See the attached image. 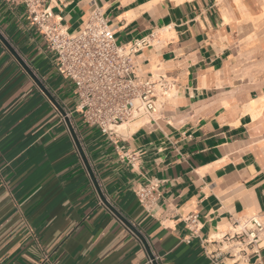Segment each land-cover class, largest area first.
Here are the masks:
<instances>
[{
	"label": "crops",
	"instance_id": "crops-1",
	"mask_svg": "<svg viewBox=\"0 0 264 264\" xmlns=\"http://www.w3.org/2000/svg\"><path fill=\"white\" fill-rule=\"evenodd\" d=\"M42 6L69 33L97 6L117 44L153 34L136 63L172 86L111 138L71 118L101 194L144 244L102 203L63 117L0 40V264H264V236L241 251L222 237L236 218L264 219V0ZM0 33L73 110V85L23 5L0 0ZM146 183L159 193L150 207L134 192Z\"/></svg>",
	"mask_w": 264,
	"mask_h": 264
},
{
	"label": "built area",
	"instance_id": "built-area-1",
	"mask_svg": "<svg viewBox=\"0 0 264 264\" xmlns=\"http://www.w3.org/2000/svg\"><path fill=\"white\" fill-rule=\"evenodd\" d=\"M10 1L25 7L30 23L54 52L58 72L72 83L74 108L65 110L70 120L78 114L85 124L111 138L116 136L119 125L137 117L150 118L157 109L158 98L169 95V78L141 73L135 60L151 44L153 34L117 44L112 27L97 6L90 9L78 32L69 33L53 18L49 8L42 6V0ZM134 192L144 207H150L159 195L152 183L142 184ZM196 219V214L186 217L193 226ZM262 236L264 219L247 215L234 219L231 231L222 237L231 242V248L241 251L251 244L258 245ZM154 259L157 257L149 262Z\"/></svg>",
	"mask_w": 264,
	"mask_h": 264
},
{
	"label": "water",
	"instance_id": "water-1",
	"mask_svg": "<svg viewBox=\"0 0 264 264\" xmlns=\"http://www.w3.org/2000/svg\"><path fill=\"white\" fill-rule=\"evenodd\" d=\"M0 40L1 42L6 46V48L12 53V55L17 59V61L20 63V65L26 70V72L31 76V78L35 81V83L38 85V87L42 90V92L46 95V97L51 101V103L55 106V108L59 111V113L61 114V116L63 117L67 128L74 140V143L77 147V150L79 152V155L81 156L86 169L88 171V174L100 196V199L102 201V203L119 219L121 220L133 233L137 234L139 236V238L142 240V242L145 244V240L142 238V236L139 234V232L133 227L132 224H130L126 218H124L120 212L118 210H116L108 201H106V199L103 197V195L100 192V188L98 186L96 177L94 176L89 163L86 159V156L84 154V151L77 139V136L75 134L73 125L71 123V120L69 119V117L66 115L65 110L62 108V106L57 102V100L55 99L54 96H52V94L49 92V90L43 85V83L38 79V77L35 75V73L29 68V66H27V64L24 62V60L16 53V51L12 48L11 44L8 42V40L2 36V34L0 33ZM150 255V254H149ZM150 258H153L150 255ZM153 264H156L155 262H153Z\"/></svg>",
	"mask_w": 264,
	"mask_h": 264
},
{
	"label": "bare ground",
	"instance_id": "bare-ground-1",
	"mask_svg": "<svg viewBox=\"0 0 264 264\" xmlns=\"http://www.w3.org/2000/svg\"><path fill=\"white\" fill-rule=\"evenodd\" d=\"M124 126H125V124L123 123V124L119 125V126L116 128V130H117V131H122V130L124 129Z\"/></svg>",
	"mask_w": 264,
	"mask_h": 264
}]
</instances>
